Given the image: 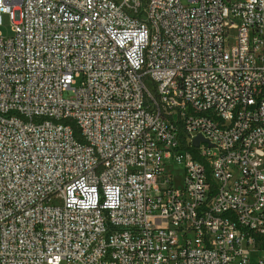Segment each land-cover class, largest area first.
I'll return each mask as SVG.
<instances>
[{
  "label": "built area",
  "instance_id": "2783aa9c",
  "mask_svg": "<svg viewBox=\"0 0 264 264\" xmlns=\"http://www.w3.org/2000/svg\"><path fill=\"white\" fill-rule=\"evenodd\" d=\"M2 16L0 264H264V0Z\"/></svg>",
  "mask_w": 264,
  "mask_h": 264
},
{
  "label": "rangeland",
  "instance_id": "374dc122",
  "mask_svg": "<svg viewBox=\"0 0 264 264\" xmlns=\"http://www.w3.org/2000/svg\"><path fill=\"white\" fill-rule=\"evenodd\" d=\"M0 35L4 38H8L12 35L10 20L7 16H2V21H1V26H0Z\"/></svg>",
  "mask_w": 264,
  "mask_h": 264
},
{
  "label": "water",
  "instance_id": "95a60500",
  "mask_svg": "<svg viewBox=\"0 0 264 264\" xmlns=\"http://www.w3.org/2000/svg\"><path fill=\"white\" fill-rule=\"evenodd\" d=\"M200 143H207L205 140H203L200 136L196 137L192 141V146L193 147H198Z\"/></svg>",
  "mask_w": 264,
  "mask_h": 264
}]
</instances>
